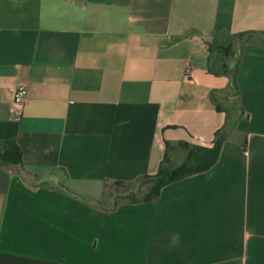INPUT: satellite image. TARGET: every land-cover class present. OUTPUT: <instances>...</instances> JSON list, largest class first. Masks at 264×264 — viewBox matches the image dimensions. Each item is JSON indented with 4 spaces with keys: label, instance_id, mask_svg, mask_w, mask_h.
<instances>
[{
    "label": "crops",
    "instance_id": "obj_1",
    "mask_svg": "<svg viewBox=\"0 0 264 264\" xmlns=\"http://www.w3.org/2000/svg\"><path fill=\"white\" fill-rule=\"evenodd\" d=\"M217 132L207 170L97 202ZM6 141L21 164L0 165V264H264V0H0Z\"/></svg>",
    "mask_w": 264,
    "mask_h": 264
},
{
    "label": "trees",
    "instance_id": "obj_2",
    "mask_svg": "<svg viewBox=\"0 0 264 264\" xmlns=\"http://www.w3.org/2000/svg\"><path fill=\"white\" fill-rule=\"evenodd\" d=\"M240 36V35H239ZM217 48H221L225 58L230 61H234L235 65L230 67L229 63H223V70L224 72L228 73L231 79V84L233 88L238 92L239 87L237 85L236 75H237V67H238V57L234 56V52L232 51V45L223 44L217 46ZM218 107V106H217ZM222 142V138L220 137L219 133L217 132L215 135L214 144L210 148L205 147H198L194 146L192 150L187 151L186 159L178 164V165H166L168 163L167 158H165L157 173L154 175H146L144 177L135 179L133 181H105L103 185V192L101 199L97 201L98 203L104 206L103 197L105 195V190L108 184L113 185L115 187H122L124 188L123 191H115L113 193L114 197H120L123 199L121 202H115L110 206L106 207L107 209H113L118 204L122 202H142V201H151L155 200L160 192V189L167 185L170 182L179 180L184 178L188 175L202 172L210 168L216 161L219 148ZM184 146L188 144H183ZM189 146V145H188ZM1 164H21V150L13 141H6L3 143L2 151L0 152V165ZM152 180V185L146 191L142 198L134 197V191L131 188L133 184L137 183L139 180Z\"/></svg>",
    "mask_w": 264,
    "mask_h": 264
},
{
    "label": "rangeland",
    "instance_id": "obj_3",
    "mask_svg": "<svg viewBox=\"0 0 264 264\" xmlns=\"http://www.w3.org/2000/svg\"><path fill=\"white\" fill-rule=\"evenodd\" d=\"M219 54H221L224 62L228 60V59L225 60L223 58V53H219ZM193 147H194L193 145H189V146L183 145V146L178 147L177 149H175V152H173V157L171 155L170 157L167 158L168 163H166V165H169V164L178 165L182 163L186 159L187 151L194 149ZM46 176L48 177L49 175H46ZM46 176L44 177L36 176V177H38L39 179H45ZM151 185H152V180H145V179H141L137 183L133 184L131 188L134 191V197H136L137 199L142 198L144 193L148 191ZM123 190L124 188L122 187H115L113 185L108 184L105 190V195L102 198L104 202V206L110 207L114 203V201L115 202L123 201L122 198L113 196V193L115 191H123Z\"/></svg>",
    "mask_w": 264,
    "mask_h": 264
},
{
    "label": "built area",
    "instance_id": "obj_4",
    "mask_svg": "<svg viewBox=\"0 0 264 264\" xmlns=\"http://www.w3.org/2000/svg\"><path fill=\"white\" fill-rule=\"evenodd\" d=\"M187 73L189 72V67H186L185 70ZM27 97V88L23 85H19L13 89L12 102L10 106L11 112H20L22 111L23 105L25 104Z\"/></svg>",
    "mask_w": 264,
    "mask_h": 264
}]
</instances>
